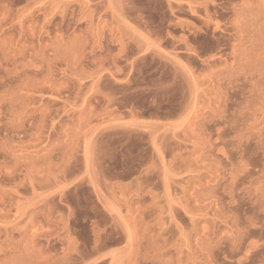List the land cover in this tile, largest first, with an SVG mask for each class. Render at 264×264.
<instances>
[{"label":"rangeland","instance_id":"rangeland-1","mask_svg":"<svg viewBox=\"0 0 264 264\" xmlns=\"http://www.w3.org/2000/svg\"><path fill=\"white\" fill-rule=\"evenodd\" d=\"M0 264H264V0H0Z\"/></svg>","mask_w":264,"mask_h":264}]
</instances>
